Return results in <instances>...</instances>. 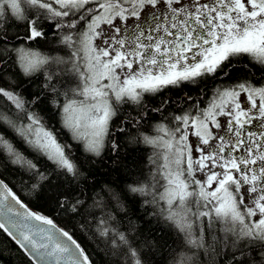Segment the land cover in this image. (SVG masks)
Returning a JSON list of instances; mask_svg holds the SVG:
<instances>
[{"label":"snow or ice","instance_id":"1","mask_svg":"<svg viewBox=\"0 0 264 264\" xmlns=\"http://www.w3.org/2000/svg\"><path fill=\"white\" fill-rule=\"evenodd\" d=\"M49 34L66 56L29 46ZM237 64L246 75L232 78ZM38 72L44 83L29 98L23 81ZM209 80L206 103L185 94L186 106L172 113L180 100L146 104L147 94ZM0 81V125L34 157L0 131V160L38 195L45 185L63 189L55 210L81 217L110 264H147L152 245L145 240L142 251L133 234L132 199L175 231L183 251L172 249L169 264H264V0H0ZM47 105L59 129L42 115ZM129 105L143 112L114 129ZM149 113L160 114L156 134L132 137L160 150L147 175L91 195L78 182L64 187L83 175L74 151L92 163L118 154L111 137ZM0 230L30 264H95L66 227L32 211L3 178Z\"/></svg>","mask_w":264,"mask_h":264},{"label":"trees","instance_id":"2","mask_svg":"<svg viewBox=\"0 0 264 264\" xmlns=\"http://www.w3.org/2000/svg\"><path fill=\"white\" fill-rule=\"evenodd\" d=\"M50 41L51 35L49 34V41L38 40L30 43L29 46L50 55H67L66 49ZM49 70L51 71L53 69ZM245 75L246 73L242 65L237 64L235 66V71L232 73V78L243 77ZM257 79H259L258 76ZM59 80H63V77H59ZM59 80L56 84L57 87L60 86ZM227 82L228 81H225V83ZM2 83H4V81H0V84ZM43 83L44 74L43 72H38L32 80L23 81L22 87L24 89V94L30 98L31 93L38 91L40 85ZM217 83H219V81H217ZM214 86L213 82L209 80L206 84L201 83L199 88H193L191 86H185L183 88L170 87L157 95L147 94L146 104L148 107H156L162 100L168 97H171L173 101L180 100V103H173L168 106V112L172 113L175 109L186 106L183 101V94L191 95L194 99L204 103L207 99L206 96L201 93V89H208V95H210V90ZM47 109L48 110L43 112L42 115L52 125L59 129L58 116L55 114V110L51 105H47ZM37 111H39V109H37ZM142 112L143 109L138 106H126L122 109L123 115L115 120L112 127L114 129L118 127L124 115ZM159 120V113H149L145 116L143 121L135 127L128 126L124 134H115L111 139H118L120 144L119 153L117 154L110 150L106 151L104 158L102 160L97 159L95 163L86 160L85 156L82 155L78 149L74 151L73 156L77 164L81 166L83 175L78 181H71L65 184L64 187H71L78 182L86 195H91L94 191H99L100 187L104 184H110L113 187L119 188L131 179L136 178L141 171L147 175L149 170L153 167L152 160L156 159V154L159 153L160 150L154 148L152 145L134 143L132 142V137L135 136L138 138L139 133L151 132L153 129L152 127L158 123ZM0 131H3L7 138L13 140L16 146L26 155L30 158H34L33 154L10 130L0 125ZM62 139L67 140L68 138L67 136H63ZM41 164H43V161H41ZM0 177L5 179L10 185H13L19 197L25 203H28L32 209L53 217L55 223L60 227H66L82 247L86 249L95 264H110L111 257L106 253L104 243H98L97 238L93 237L91 231L80 227L82 221L81 217H72L70 214L58 213L55 210L56 194L63 189H49V187L45 185L43 193L38 195L26 186L28 184L26 175H21L14 166L2 160H0ZM85 180H87V186H85ZM90 203L91 201H89V204ZM128 205L129 217L137 229V232L133 234L137 235V239L141 241V250L149 252V249L143 246L145 240L152 245L151 251L147 256V264H169L172 249L183 251L179 244L173 243L176 239L175 231L163 220L158 219L154 215L146 214L145 208L137 202V199L130 200ZM150 211L151 208L148 209V212ZM123 226H127V218L124 219ZM0 264H30V259L3 230H0Z\"/></svg>","mask_w":264,"mask_h":264},{"label":"flooded vegetation","instance_id":"3","mask_svg":"<svg viewBox=\"0 0 264 264\" xmlns=\"http://www.w3.org/2000/svg\"><path fill=\"white\" fill-rule=\"evenodd\" d=\"M150 95H157V94H150ZM183 95H185V94H183ZM206 102H207V101H205L204 103H206ZM156 125H157V123L152 127L153 129H152L151 132H146L147 135H155V134H156V133H155ZM146 133H144V134H146ZM193 139H194V138H193Z\"/></svg>","mask_w":264,"mask_h":264},{"label":"water","instance_id":"4","mask_svg":"<svg viewBox=\"0 0 264 264\" xmlns=\"http://www.w3.org/2000/svg\"><path fill=\"white\" fill-rule=\"evenodd\" d=\"M9 236V235H8ZM10 238H12L11 236H9ZM13 239V238H12ZM14 240V239H13ZM15 241V240H14ZM18 245V244H17ZM19 246V245H18ZM24 251V250H23ZM25 252V251H24ZM26 253V252H25ZM27 254V253H26ZM27 256L31 259V257L27 254Z\"/></svg>","mask_w":264,"mask_h":264},{"label":"rangeland","instance_id":"5","mask_svg":"<svg viewBox=\"0 0 264 264\" xmlns=\"http://www.w3.org/2000/svg\"><path fill=\"white\" fill-rule=\"evenodd\" d=\"M67 50V49H66Z\"/></svg>","mask_w":264,"mask_h":264}]
</instances>
